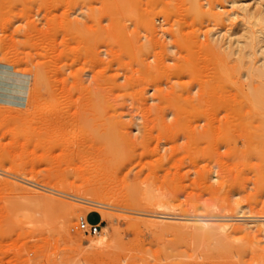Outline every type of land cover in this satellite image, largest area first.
Here are the masks:
<instances>
[{"label":"rangeland","instance_id":"374dc122","mask_svg":"<svg viewBox=\"0 0 264 264\" xmlns=\"http://www.w3.org/2000/svg\"><path fill=\"white\" fill-rule=\"evenodd\" d=\"M245 4L264 16V0H0L2 91L41 84L0 104V264L264 262V79L244 80L264 21ZM251 39V59L226 56ZM76 172L105 189L106 221L58 191Z\"/></svg>","mask_w":264,"mask_h":264},{"label":"bare ground","instance_id":"6f19581e","mask_svg":"<svg viewBox=\"0 0 264 264\" xmlns=\"http://www.w3.org/2000/svg\"><path fill=\"white\" fill-rule=\"evenodd\" d=\"M235 5H236V3L235 2H230L229 3V7H235ZM248 6L245 4L242 8H241V10L243 11V13H244V18L245 19H252V18H255L256 19V21H259V22H263L264 21V16L263 15H260V16H255L254 17V15L253 14H251V13H249V11H248ZM237 15V14H236ZM235 14L233 15V20L234 19H238V15L236 16ZM231 17V16H230ZM162 31V30H161ZM157 34H158V32H156ZM165 34V33H164ZM260 34L263 36L262 38H259L260 39V41L262 42V43H264V32H263V30H261V32H260ZM219 35H221V34H219ZM224 35L222 34V37H223ZM231 35H229V37H230ZM222 37H215V42H216V45L218 46H220V43H221V41L224 39H221ZM217 38V39H216ZM231 38V37H230ZM254 39V38H253ZM253 39H251V41H249L248 40V42H251V43H249L248 44V42L245 44V46L244 45H241V43H240V41H237V45L235 46V42H233L232 44H231V42L229 43V45L226 47V48H224V50L225 51H227V54H226V56L227 57H230L231 58V56H234V57H237L236 59H238V61H244V59L245 58H247V59H251V57H252V53L251 52H249V53H244L245 52V50H253L254 49V46H253ZM229 41H231V40H229ZM215 45V46H216ZM223 45L221 44V48L220 49H222L223 47H222ZM207 47H210L209 45H207ZM212 48H214V47H212ZM169 49V48H168ZM170 50V49H169ZM172 50V49H171ZM223 50V51H224ZM175 51V50H174ZM173 52V51H172ZM262 53L264 54V46L263 47H261V55H262ZM165 57V56H164ZM164 57H162V58H164ZM157 58V57H156ZM161 58V60H163ZM153 59V58H152ZM166 59V58H165ZM234 60V61H236L237 62V60ZM262 60H264V56H263V59ZM152 61V60H151ZM157 62L159 63V60H157ZM163 62H164V60H163ZM161 63V62H160ZM239 65V64H238ZM144 66V65H143ZM147 66V65H146ZM240 67V66H239ZM252 68V69H251ZM256 68V67H255ZM254 67H250L249 69L250 70H248V72L247 73H244L245 75H244V80H246V79H249V80H246V82L248 81H250V77H252V76H255V75H259V78H260V76H262V78L261 79H264V64H263V61H262V67H258V69H255ZM145 70V72L147 73V72H151L150 71V68H148V67H146V69H144ZM152 70V69H151ZM154 70V69H153ZM144 72V71H143ZM261 74V75H260ZM257 75V76H258ZM40 77V76H39ZM39 77L37 76V80H35L36 82L34 83V87L32 88V90L30 89V87L28 86V87H21V88H19L18 90H15V88H14V90L15 91H17V94L16 93H12V91H11V89L10 88H7V90H5L4 92L2 91L3 90V88H2V86L0 85V104H2V105H6V106H11V107H15V108H19V107H24V106H26L27 105V103H28V101L30 100V101H32L33 99H34V97H35V94L37 93V91L38 90H40V89H38V80H40L39 79ZM256 79H258V78H256ZM21 80H24L25 81V79H21ZM40 84V83H39ZM41 85V84H40ZM23 86H25V85H23ZM149 86V85H148ZM172 89H173V87H171ZM170 88V89H171ZM175 88V87H174ZM179 88H181V87H179ZM251 88V87H250ZM146 89H147V87H146ZM252 89V88H251ZM255 89V88H254ZM31 90V91H30ZM184 90V89H183ZM174 91V90H173ZM193 91V90H192ZM205 91V90H204ZM3 92V94H1ZM31 92V93H30ZM155 92V91H154ZM162 92V91H161ZM189 92V91H188ZM201 92H202V90H201ZM193 93V92H192ZM29 94H31V95H29ZM38 94V93H37ZM163 94V93H162ZM170 94V93H169ZM169 94H168V97H170L169 96ZM189 94H191V93H189ZM203 94H204V92H203ZM163 96V95H162ZM254 96H256V95H254ZM30 97V98H29ZM144 97V96H143ZM147 97V96H146ZM16 98V99H15ZM142 98V97H141ZM149 98V97H148ZM147 98V99H148ZM152 98V97H151ZM13 99H15V102L13 101ZM147 99H145V100H147ZM164 99H165V96H163V98H162V100L164 101ZM171 99L172 100H170L169 99V101H172V103H173V98L171 97ZM197 99V98H196ZM198 99H200V98H198ZM203 99V98H202ZM152 100H156V99H152ZM161 100V101H162ZM189 100H191L190 98L187 100L188 101V103L190 102ZM148 101V100H147ZM193 100H191V102H192ZM196 101V100H195ZM194 101V102H195ZM166 102V101H165ZM197 102H199L198 100H197ZM142 103V102H141ZM154 103H156V102H154ZM165 104V103H164ZM168 104V103H167ZM179 104V103H178ZM190 104V103H189ZM196 105V103H193L192 102V104H190L191 106L192 105ZM147 105V104H146ZM149 105V104H148ZM169 105H171V104H169ZM180 105V104H179ZM157 107H158V105H156ZM193 107V106H192ZM197 107V105L195 106V108ZM227 108V107H226ZM150 109V112L152 111L151 109L152 108H149ZM148 109V110H149ZM166 110V109H165ZM196 110V109H195ZM147 111V110H146ZM177 111V110H176ZM15 112H17L16 110H15ZM19 112V111H18ZM159 112H161V111H159ZM164 112V111H163ZM179 113V112H178ZM139 116V115H138ZM147 116V115H146ZM144 117V116H143ZM173 117V116H172ZM204 117H206V116H204ZM140 118V117H139ZM149 118V117H148ZM147 118V119H148ZM207 118V117H206ZM146 119V118H145ZM162 119V120H161ZM159 118V120L162 122V124H164V125H166L167 126V122L166 121H164L163 119H165V118ZM171 119V118H170ZM142 120V119H141ZM151 120V119H150ZM153 121H154V119H152ZM206 120V119H205ZM160 121H159V123L158 124H160ZM155 122V121H154ZM180 122V121H179ZM190 122V121H189ZM213 122V120L211 121V123ZM130 123V122H129ZM134 124H136V122H134ZM145 124V123H144ZM154 124H156V123H154ZM170 124H172V125H175V127H176V125H178L179 123H177V121H175V122H173V123H170ZM204 124V123H203ZM129 125V124H128ZM151 125H152V123H151ZM180 125V124H179ZM190 125H192V123H190ZM208 126H212V125H215L216 126V124H212V125H209V124H207ZM130 126V125H129ZM137 126V125H136ZM146 126V125H145ZM156 126H159V125H156ZM207 126V127H208ZM140 127V126H139ZM174 127V126H173ZM168 128V127H167ZM208 128H210V127H208ZM166 129V128H165ZM171 129V128H170ZM135 135V134H134ZM19 170V169H18ZM86 171V169H81V172H85ZM81 172H76V174H75V176L77 177L76 179H79L80 181H81V183L79 184V185H75V182H73L72 184H71V182H70V184L69 183H67V184H69V185H63L62 187H61V190H59L60 189V187H58L59 189H58V191H61V192H63V191H68V189L67 188H69V186H70V190L69 191H71V190H76V192L78 193V195L77 196H79V200H76V201H78L79 203H82V204H85V205H90L91 207V212H95V213H98V214H100L101 216H102V220H104V221H106L107 219H109V213H110V211L109 210H111L109 207H105V206H102L101 204H97V203H101V202H104L103 201V192L105 191V189L103 188V187H101L100 185H97L96 183H95V181L93 180V179H91V178H84L83 177V175L81 174ZM69 180V179H68ZM66 184V183H65ZM68 186V187H67ZM33 187H35V188H38L37 186H33ZM56 186H55V188H57ZM75 188V189H74ZM54 189V188H53ZM36 190V189H35ZM57 191V189H54V191ZM42 191V190H41ZM45 192H48V193H50L49 195H56L57 194V192H54L52 189L51 190H44ZM64 192V193H65ZM47 194V193H46ZM75 194V193H74ZM60 195V194H59ZM151 195V194H150ZM150 195H149V197H150ZM42 197H44V199H45V202H46V205L49 207V208H57V207H59L60 205L58 204V203H55L54 201H53V199H51V198H48V197H45V196H42ZM116 197V196H115ZM92 198H94V200H96L97 199V201H96V203H93V202H95ZM117 198H119V197H117ZM152 198H154V196L152 197ZM108 199V198H107ZM111 199V198H110ZM109 199V200H110ZM122 199V198H121ZM148 199V198H147ZM106 200V199H105ZM114 200V199H113ZM87 201H92V203L91 202H87ZM114 201H120V200H114ZM75 202V201H74ZM76 203V202H75ZM118 204H120V203H118ZM81 205V204H80ZM47 207V208H48ZM84 207V206H83ZM87 207V206H86ZM92 207H94V208H92ZM88 208H89V206H88ZM164 208V207H163ZM125 209H129L130 210V206H127ZM113 210V209H112ZM208 210H210V209H208ZM109 211V212H108ZM245 211H246V209L244 210V208H239L238 209V215H239V218H243L242 219V221H244V222H246V224L247 223H250V222H253L254 221V216H251V214L250 215H247V214H245ZM227 212V211H226ZM236 214V213H235ZM167 215V214H166ZM181 216V215H180ZM162 217V216H161ZM160 217V218H161ZM110 218H111V216H110ZM158 218H159V216H158ZM163 218H165V217H163ZM166 218H168V217H166ZM253 218V220H250V219H252ZM172 219V218H171ZM174 219H176V218H174ZM178 219V218H177ZM187 219V218H186ZM189 219H191V218H189ZM111 220V219H110ZM200 220L201 219H199V222H200ZM216 220H218V219H216ZM259 220V219H258ZM113 221V220H112ZM159 221V220H158ZM163 221V220H162ZM180 221V220H179ZM201 221H204V220H201ZM219 221V220H218ZM241 221V220H240ZM262 221V220H261ZM108 222V221H107ZM176 222H178V221H176ZM212 222V221H211ZM223 222H224V220L222 221V224H223ZM256 222V221H255ZM182 223H183V221H182ZM204 223L206 224V228L211 232V230L210 229H212L213 227H211V228H209V224H207L205 221H204ZM112 224V223H111ZM200 225L202 224V223H199ZM211 224H213V223H211ZM225 226H227L226 224H224ZM248 225H251V224H248ZM208 226V227H207ZM211 226V225H210ZM221 227V226H220ZM219 227V228H220ZM247 227V226H246ZM228 228V229H227ZM227 228L226 227H221L220 229H222L223 231L222 232H226L225 230H228L227 232H229V227L227 226ZM230 228H232L231 226H230ZM248 228V230H249V228H251V227H247ZM253 228V227H252ZM264 228V227H263ZM201 229V228H200ZM220 229H219V232H221L220 231ZM232 229H235V230H231V232H233V234H235V232L234 231H240V229H241V232L242 231H247V229L246 228H243L242 226H241V228H239L238 229V227L237 228H232ZM242 229H244V230H242ZM259 229V228H258ZM262 228H260L259 230H261ZM213 231H216L217 229L216 228H214V229H212ZM262 232H263V230H261ZM260 231V232H261ZM210 232H208L209 234H211ZM221 232V233H222ZM230 232V233H231ZM259 232V231H258ZM262 232L260 233V235L262 234ZM217 233V232H216ZM238 233H240V232H238ZM237 233V234H238ZM242 233H247V232H242ZM250 233V232H249ZM212 235V234H211ZM210 235V236H211ZM223 235H225V234H223ZM231 236V234H226V236ZM242 235V234H241ZM249 235V234H248ZM248 235L246 236V237H248ZM251 235V234H250ZM250 235H249V241H252L250 238ZM221 236V235H220ZM219 236V237H220ZM234 237H235V235H233ZM253 237V236H252ZM260 237V236H259ZM223 238H225V237H223ZM254 238H256V237H254ZM253 238V239H254ZM226 239V238H225ZM246 239V238H245ZM231 240V239H230ZM217 241H219V240H217ZM222 241V240H221ZM254 241H255V239H254ZM253 241V242H254ZM256 241L258 242H260V240L259 239H256ZM255 241V242H256ZM253 242H251V243H253ZM220 244H221V242H219ZM224 244H226V243H224ZM253 244H256V243H253ZM249 246V245H248ZM231 247V246H230ZM227 248V247H226ZM243 248H246L247 249V246H244ZM248 248H250V247H248ZM252 248V247H251ZM236 251H237V249H235ZM243 250L241 249V251H239V252H242ZM258 252V251H257ZM261 252V251H260ZM260 254H262V256H259L260 258L262 257V258H264V254L263 253H260ZM255 255H256V253H255ZM256 258V257H255ZM254 258V259H255ZM264 259H262V261H263ZM254 261H256V260H254ZM246 264H248V263H246ZM260 264H264V262H262V263H260Z\"/></svg>","mask_w":264,"mask_h":264},{"label":"built area","instance_id":"2783aa9c","mask_svg":"<svg viewBox=\"0 0 264 264\" xmlns=\"http://www.w3.org/2000/svg\"><path fill=\"white\" fill-rule=\"evenodd\" d=\"M77 229L92 236H97L101 233L102 227L99 224H90L86 219L81 218Z\"/></svg>","mask_w":264,"mask_h":264},{"label":"crops","instance_id":"0c3cea01","mask_svg":"<svg viewBox=\"0 0 264 264\" xmlns=\"http://www.w3.org/2000/svg\"><path fill=\"white\" fill-rule=\"evenodd\" d=\"M88 219H89V221H90V219H91V216H89V218H88ZM90 222H91V221H90ZM92 223H97V222H92Z\"/></svg>","mask_w":264,"mask_h":264}]
</instances>
